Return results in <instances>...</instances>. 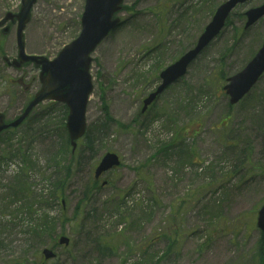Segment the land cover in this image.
Returning <instances> with one entry per match:
<instances>
[{
	"label": "rangeland",
	"instance_id": "374dc122",
	"mask_svg": "<svg viewBox=\"0 0 264 264\" xmlns=\"http://www.w3.org/2000/svg\"><path fill=\"white\" fill-rule=\"evenodd\" d=\"M225 1L125 0L122 24L92 55L86 140L93 152L80 144L64 205L51 201L34 209L56 220L53 234L41 241L27 234L34 221L25 200L1 210L0 264H264V233L257 227L264 205V76L238 105L223 91L263 44L264 18L245 29V13L264 0L238 6L187 75L141 114L161 71L195 46ZM85 4L39 0L25 31L27 53L54 59L79 36ZM20 6L21 0H0V21ZM4 55L17 56L16 27L5 35L0 30V111L12 120L38 91L39 71L25 69L32 88L24 91L13 82L21 74L3 65ZM59 113L44 104L30 125L7 138L18 144L24 134L39 135L35 159L49 174L30 172L32 193L51 195L56 162L74 161ZM63 146L55 161L52 154ZM109 152L120 156L121 167L104 176L107 187L85 191ZM20 168V160L2 164L0 203ZM61 236L70 239L68 248L58 245ZM45 248L57 258L44 260Z\"/></svg>",
	"mask_w": 264,
	"mask_h": 264
},
{
	"label": "water",
	"instance_id": "95a60500",
	"mask_svg": "<svg viewBox=\"0 0 264 264\" xmlns=\"http://www.w3.org/2000/svg\"><path fill=\"white\" fill-rule=\"evenodd\" d=\"M38 0H22V7L18 14L9 13L4 21L18 22L17 43L18 59L12 65L16 68L26 63H33L41 68V89L35 94L25 111L13 122L7 123L4 114L0 113V134L8 129L19 128L31 115L34 109L45 101L64 103L69 107L67 129L73 152L77 148V141L82 138L87 129L86 111L89 96L93 91L90 68L92 64L91 54L109 35L117 28L120 19L115 18L121 12L124 0H87L85 12L82 18V33L80 37L66 46L53 61L43 56H30L26 54L24 42V30L31 20V12ZM248 0H227L215 12L212 21L199 38L197 45L182 56L177 62L166 68L161 78L163 83L158 89L149 95L144 101L143 112L158 98L164 90L174 82L186 75L189 65L199 54L221 33L232 11ZM246 29L252 27L264 17V5L253 8L246 13ZM10 27L4 30L8 33ZM264 75V43L254 58L247 66L228 80L224 87L230 96L231 105L239 103ZM119 157L114 153L106 154L95 171L97 179L106 172L120 166ZM258 227L264 232V206L259 212ZM61 246H69V238L62 236L59 239ZM46 260L56 258L51 249L43 250Z\"/></svg>",
	"mask_w": 264,
	"mask_h": 264
},
{
	"label": "trees",
	"instance_id": "16d2710c",
	"mask_svg": "<svg viewBox=\"0 0 264 264\" xmlns=\"http://www.w3.org/2000/svg\"><path fill=\"white\" fill-rule=\"evenodd\" d=\"M229 23V22H228ZM59 110V117L61 119V127L63 130H65V121L68 116V109L64 105L55 104V103H48L46 105V110ZM31 119L26 123L27 125H30ZM20 130L10 131L6 132L4 135L0 136L1 140H6L5 143V150L0 155V172L2 164L13 162L16 160H20L21 168L18 172L17 176H14V179L12 183L8 186L7 192L1 197L2 203H0V213L1 210L4 211H10L11 207L18 206L19 200H25L28 202V205L26 207V211L29 215H31V218L33 217L34 221V227L29 228L27 234L32 235V237L36 238L37 241H41L46 235L53 234L54 229L52 227L55 225L56 220L52 219L47 214H40L38 212L39 210L34 211L35 207H39V209H47L49 208L51 201H62L64 198V189L65 186L70 179L72 175V171L77 167V164L75 162L77 154L72 155L71 159L72 161L69 166L62 167L60 163L56 162V169L60 172L57 173L53 171L52 177L55 178V181L52 182L53 189L51 195L47 196L44 193H38L33 192L32 193V182L30 172L31 171H42V175L46 176L49 174L48 169L41 168L40 162L36 161L35 155H34V144L37 141V137L39 135L31 136L24 134L20 142L17 141L18 144L13 142V137L9 140V135H15ZM89 133V129H88ZM88 133L84 140V146L87 148V152H93V144L89 143L86 139L88 136ZM41 135V134H40ZM8 140V141H7ZM68 140V139H67ZM26 143V147H25ZM69 140L67 142V148L71 152ZM66 145V144H65ZM64 154V146L63 149H59L56 153L52 154V157L55 161L61 160L59 157ZM38 158V157H37ZM59 158V159H58ZM80 162V160H77ZM74 164V166H73ZM52 177H50L52 181ZM96 185H91L90 183L86 185L85 191L89 192L92 190ZM17 211L19 213H23V209L18 208ZM2 246V244H0Z\"/></svg>",
	"mask_w": 264,
	"mask_h": 264
},
{
	"label": "flooded vegetation",
	"instance_id": "af4514ba",
	"mask_svg": "<svg viewBox=\"0 0 264 264\" xmlns=\"http://www.w3.org/2000/svg\"><path fill=\"white\" fill-rule=\"evenodd\" d=\"M0 29H1V28H0ZM27 67H31V66H30V65H25V66L22 67L21 69L17 70V72L21 74L19 82L22 83L24 87L28 86L29 88H31V86H32L31 78H30L29 74H27V73L25 72V69H26ZM144 99H145V98H144ZM144 99H143V100H144Z\"/></svg>",
	"mask_w": 264,
	"mask_h": 264
}]
</instances>
